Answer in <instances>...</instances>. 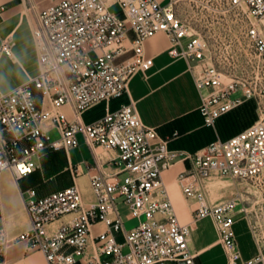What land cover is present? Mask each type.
Wrapping results in <instances>:
<instances>
[{"label": "built area", "instance_id": "obj_1", "mask_svg": "<svg viewBox=\"0 0 264 264\" xmlns=\"http://www.w3.org/2000/svg\"><path fill=\"white\" fill-rule=\"evenodd\" d=\"M185 1L58 0L39 13L40 71L0 91V175L7 171L19 183L40 169L45 154L78 148L81 138L117 153L115 171L97 167L90 176L92 200L76 183L44 196L35 188L21 191L30 228L16 240L42 252L48 264H196L191 228L180 222L163 180L164 171L185 160L192 165L179 182L196 205L194 220L212 219L227 264H264V236L259 240L254 229L260 254L242 257L235 224L246 217L251 225L243 194L212 203L207 189L218 175L264 189V0H205L228 48L239 45L252 67L248 76L236 77L216 64L209 39L181 11ZM158 33L169 37L172 57L194 63L206 127L216 129L221 117L247 101L255 102L259 119L190 155L170 149L145 125L133 100L110 109L112 100L128 95L132 77L153 65L145 44ZM0 54L15 59L10 39ZM102 104L105 114L87 122L86 113ZM98 223L105 229L94 233ZM9 243L0 218V264H6Z\"/></svg>", "mask_w": 264, "mask_h": 264}, {"label": "crops", "instance_id": "obj_2", "mask_svg": "<svg viewBox=\"0 0 264 264\" xmlns=\"http://www.w3.org/2000/svg\"><path fill=\"white\" fill-rule=\"evenodd\" d=\"M158 1L166 4L169 0ZM56 2L58 0H0V50L4 41L10 39L15 56V59H11L0 54V59L8 58L12 63L20 65L25 72V78L16 83L11 90L39 73L40 65L34 30L37 27L39 13ZM170 46L169 37L165 33H158L147 40L145 53L147 57L153 59V65L148 71L137 72L132 77L128 95L112 100L110 109L116 110L122 104L133 100L145 125L155 128L160 137L168 141L170 149L185 151L190 155H195L217 139L227 140L249 127L253 101H247L221 117L216 129L204 125L199 111L202 103L201 94L195 85L191 71V65L194 63L172 57L169 54ZM0 91L4 92L2 89ZM105 112L106 105L102 104L87 112L85 120L90 122L103 116ZM80 140L78 148L65 151L67 161L60 166L56 174L47 177V173L51 170L40 161V168L44 165L47 172L43 173L38 169L25 178L40 173L43 180L48 182L57 175L64 174L62 171L65 169L72 179L70 177V182L63 185L62 189L76 183L85 197L92 200L90 176L96 172L97 167L102 168L106 173L115 171L111 164L117 153L102 147L91 148L83 138ZM191 165L190 160L176 163L164 171L163 180L168 186L180 222L191 228V244L198 253L196 264H227L226 255L212 219L194 220L196 205L194 201L186 198L179 182L181 175L187 172ZM23 179L16 183L8 172L0 176V218L10 240L7 245L6 264H48L42 252L29 251L25 243L16 240L18 235L30 228V220L21 191L35 188L39 196H44L58 190H55V187L42 191L36 185L24 186ZM70 218L71 216H66L62 220L67 221ZM242 223L245 227L241 225ZM55 224L54 226H57L60 222ZM248 225L249 223L246 225L242 219L235 224L244 261L260 254ZM104 229L105 226L98 223L93 231L98 233Z\"/></svg>", "mask_w": 264, "mask_h": 264}, {"label": "rangeland", "instance_id": "obj_3", "mask_svg": "<svg viewBox=\"0 0 264 264\" xmlns=\"http://www.w3.org/2000/svg\"><path fill=\"white\" fill-rule=\"evenodd\" d=\"M180 6L182 13L191 23L192 27L200 30L209 39L213 55L215 56V62L225 70L227 75L234 77L248 76L252 72V67L247 62L239 45L228 48L229 43L226 34L218 23L213 22L216 21V18L212 13L207 11V3L205 0H187L181 2ZM113 10L117 11V8L115 7ZM24 78L25 72L20 65L12 63L8 58L0 59V89L7 92ZM258 119L259 113L254 102L250 110L248 126L252 125ZM66 161L67 155L65 151L47 153L41 158V163L51 170L47 173V177L56 174L60 170V166ZM44 165L41 166L39 171L46 173L47 169H45ZM62 172L64 174H59L56 178L50 181L48 180V182L43 180L40 173H36L29 178L23 179L22 184L24 186L36 185L42 191L51 190L55 187V190H59L64 188L63 185L70 182V177L72 179V176L67 170L63 169ZM207 189L212 203L233 198L237 193L243 194L245 205L249 208V214L251 216V225L249 224L247 227H249L251 235H253L252 230L254 229L256 237L259 240L264 236V206L261 207L262 204L264 205V189L262 191L258 190L249 181L235 180L227 176L219 175L212 177L208 181ZM240 219L246 225L249 223L246 217H241ZM128 225L132 226L134 222H129ZM241 225L245 227L243 223ZM260 244H264V240H260Z\"/></svg>", "mask_w": 264, "mask_h": 264}, {"label": "snow or ice", "instance_id": "obj_4", "mask_svg": "<svg viewBox=\"0 0 264 264\" xmlns=\"http://www.w3.org/2000/svg\"><path fill=\"white\" fill-rule=\"evenodd\" d=\"M20 167H21V170H22V171H26V170H27L26 167H25L24 165H21Z\"/></svg>", "mask_w": 264, "mask_h": 264}, {"label": "bare ground", "instance_id": "obj_5", "mask_svg": "<svg viewBox=\"0 0 264 264\" xmlns=\"http://www.w3.org/2000/svg\"><path fill=\"white\" fill-rule=\"evenodd\" d=\"M6 172H7V171H6ZM3 173H4V172H3ZM3 173H2V174H3ZM2 174H1V175H2ZM1 175H0V176H1Z\"/></svg>", "mask_w": 264, "mask_h": 264}]
</instances>
